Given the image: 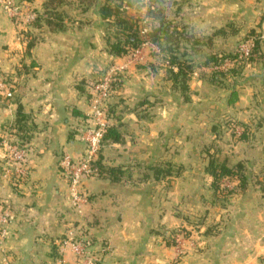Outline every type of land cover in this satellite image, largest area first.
Masks as SVG:
<instances>
[{
	"label": "crops",
	"instance_id": "obj_1",
	"mask_svg": "<svg viewBox=\"0 0 264 264\" xmlns=\"http://www.w3.org/2000/svg\"><path fill=\"white\" fill-rule=\"evenodd\" d=\"M26 1L42 17L26 29L0 7V74L8 76L30 127L25 143L30 152L28 178L15 183L8 148L20 140L12 128L18 105L0 100V207L14 218L0 249V264H264V192L236 190L226 206L214 200L213 178L207 173L213 157L207 155L219 147L225 153L222 163L244 162L239 151L243 142L230 145L217 137V111L206 95L212 87L198 76L197 68L189 82L191 100L194 105L202 102L199 108L210 103L203 112L195 107L181 113L172 100L179 99L160 78L162 70L147 67L152 61L148 48L142 65H126L124 58L110 55L98 7L85 11L81 0H63L51 13L58 16L49 17L47 0ZM216 3L213 17L220 14ZM238 4L241 15H247L244 22L264 14V0ZM141 5L148 10V3L141 0ZM49 19L60 26L51 30ZM260 29L264 38L263 23ZM26 35L35 40L30 54ZM104 60L108 71L125 68L122 85L108 103L111 127L121 141L105 142L100 157L104 165L122 167L126 173L120 182L106 176L87 179L83 189L88 203L79 213L71 207L61 161L65 153L85 152L78 135L92 101L78 87ZM247 76L262 80L257 71ZM238 103L229 112L247 122L249 111L239 110ZM170 164L180 168V174L156 180L151 168ZM184 229L191 231L195 247L179 256L172 237ZM71 236L87 240L91 255L79 257L65 248L63 242Z\"/></svg>",
	"mask_w": 264,
	"mask_h": 264
},
{
	"label": "rangeland",
	"instance_id": "obj_2",
	"mask_svg": "<svg viewBox=\"0 0 264 264\" xmlns=\"http://www.w3.org/2000/svg\"><path fill=\"white\" fill-rule=\"evenodd\" d=\"M99 1L102 2L103 0ZM142 1L148 3V6L150 5V2L155 7L164 10L167 25L171 24L172 29L176 28L180 33L184 34L185 37H182V44L180 45L181 56L184 53H187V55L182 56V58L187 59L188 63L192 64L195 68L198 69H196V73L200 77L202 73L210 75L216 70L215 67H202L203 62L205 61L208 55L218 53L219 55L227 56L236 54L237 52L240 54H247L252 48V43L248 41V35L250 31L254 30L258 33H262L261 31H263L262 29H260V27L262 26V23L264 24V14L263 16H259L257 20H254L252 22H244L245 20L243 17L247 15H241L243 12L241 4H238L237 7L235 5V3L239 0H217V3H219L220 6V14L214 17L211 13L212 7L215 6L216 2H213L212 0ZM227 3H229L230 5H228ZM142 8L143 7H141L140 9H130L138 10L136 15H130L135 17H145L147 14V8L144 7L143 10ZM141 10L143 13L139 12ZM158 25L159 24L157 23L156 26L158 27ZM230 25H234V27L239 31L238 35L230 36L228 38L216 35V31L220 29L230 30L228 28V26ZM146 29L147 28H145L144 31H146ZM151 47V45H145L144 47V49L148 48L147 52L149 53V58ZM262 53L263 57L258 62L246 67L242 75L238 77V80H227V88L215 87L210 83L206 82L210 87H212V91L208 90L206 92L207 94H204H206L207 96L210 95V101H212V108L214 109V111H217L215 114L217 115V119L215 120V126H213L217 137L220 138V140H222L223 142L228 141L230 145H236V142H243L241 147L239 148V151L244 155V162L239 163L244 165L246 176L248 178L247 186L245 189L252 191L253 189L254 191L262 190L264 192V45ZM142 57L143 54L137 58L136 64H144L147 59L145 58L142 61ZM124 60L126 61V65L135 64L134 62L133 64L130 63V58L125 57ZM233 65L234 64L228 60L227 63L221 66L223 67L221 69L226 71L228 69H231ZM99 68L102 70H98ZM106 68L107 66L105 60L104 63H98V67L93 69L90 77H88L87 80L96 81L101 79L109 71H111V69L108 71L106 70ZM252 69L254 70L251 71ZM255 71H257V78H262V80H250L252 76H247V73L251 74L252 72L255 73ZM161 72L163 73V77L160 78L166 79V88H169L168 90L170 91L171 95H175L179 99L178 101H176L177 99H175L174 96L172 98L173 102H177L181 110L179 112L183 113L195 111V107H198L199 104H202V102H199L198 105H194L193 100H191V102L189 103H185L181 94L177 91H173V89L171 88V83L168 80L169 75L167 71L162 70ZM260 74L262 75V77L259 76ZM233 87L238 92V101L235 103V105L241 101L240 103H238L239 110L246 112L249 111V119L247 122L236 120L232 116L233 114L229 112L232 110V108L231 105H228V99L230 97V93ZM245 91L247 92L246 95L244 93ZM192 93L194 94L193 91ZM192 93L190 89V93L188 95H190L191 97ZM246 96L247 98H245ZM241 97L244 98L241 100ZM205 98L208 99L209 97ZM11 99H15V96H13V98ZM210 101L206 102V104L210 103ZM206 104H204V106H202L201 108L198 107V110L201 109V112L205 111ZM250 111L252 112L250 113ZM260 112H263V114H261ZM259 128L262 129V132L259 131ZM247 131V138L243 139L241 136L244 132L247 133ZM225 137H227V139ZM14 143L17 144L16 142ZM223 151L224 150L218 147V149H214L213 154L208 153L207 156H211L216 162L222 163L220 159H222L224 157L223 155H225ZM239 163L236 162L235 165ZM227 164L230 165V167L235 166L233 164ZM168 166H170L169 168L172 169L173 172H176V170L178 169L177 166H173L171 164ZM168 166L166 169H169ZM260 177L263 178V181H260ZM238 186L239 185L236 182H230L228 180L226 182L223 181V187L226 190H229V193H227L224 189V191L222 190L220 192L219 197L215 198L214 200H217L220 206H226L232 194L235 193V191L237 190ZM261 187L262 189H260ZM198 221L197 224L199 223ZM181 231H185L187 233V237L191 236V231H187L185 229ZM178 232L179 231L175 232L173 235L177 234ZM174 244L175 246H177L176 243Z\"/></svg>",
	"mask_w": 264,
	"mask_h": 264
},
{
	"label": "trees",
	"instance_id": "obj_3",
	"mask_svg": "<svg viewBox=\"0 0 264 264\" xmlns=\"http://www.w3.org/2000/svg\"><path fill=\"white\" fill-rule=\"evenodd\" d=\"M63 2V0H47L45 7L49 10L47 11L49 13V17L58 16L57 13H55V15H52L51 13L63 4ZM81 3L84 5L85 11L93 6L98 7V14L105 24L108 38L107 43L111 56L115 58H125L141 49L144 45L149 44L155 46L158 51L151 47L150 57L152 58V61L149 65H147V67L152 72H158L159 70L165 69L169 75L168 80L171 83L173 91L179 92L185 103L191 102V97L188 95L190 93L189 82L195 72V67L188 63L187 59L182 58V56L187 55V53H184L181 56L180 52V45L182 44V37L184 34L180 33L176 28L172 29L171 24L167 25L164 10L155 7L149 2L150 5L148 6L146 16L135 17L129 14V10L141 8V0H103L102 3H100L99 0H81ZM41 20L42 17L38 13V18L33 25L39 24ZM53 20L49 19L46 22L51 30H55L56 26H60L57 23H54ZM157 23L159 24L158 27L156 26ZM145 28H147L146 31H144ZM228 28L230 30L220 29L216 31V35L228 38L239 34V31L234 27V25H230ZM26 36L27 37H25V39H27V43L25 48L27 53L30 54V51L35 46V40L30 39V35ZM248 38V41L252 43V48L247 54H240L237 52L236 54L227 56H222L218 53L208 55L203 62L202 67H215L216 70L210 75L202 73V80L215 87L227 88V80H238V77L242 75L246 67L258 62L263 57V34L252 30L250 31ZM228 60L234 65L231 69L225 71L221 69V66L227 63ZM0 76L6 85V91L0 94V100L1 102H4V104L13 102L18 105L17 118L15 120V124L12 125V128L16 131L15 133L20 139L16 142V145L25 147V143L30 139L28 134L30 132L28 117L24 113L23 107L18 99H11L14 95L11 97L8 96L9 93L13 94V90L10 88L9 81L7 79L8 76L4 73H1ZM121 80L122 77L120 73L114 76L113 90L115 92L120 89L122 85ZM94 84L95 81L84 80L78 87L80 92L84 93L89 100H92V88L94 87ZM237 101L238 92L233 87L228 99V105H233ZM83 118L85 121L87 120V116H84ZM244 133L241 137L246 139L248 131L247 133ZM107 141H113L115 143L120 142L121 134L117 129L111 127L105 135L103 144ZM94 168L97 170V176H106L112 182H120L126 173L122 167H108L104 165L101 157H99V160L94 164ZM151 169L156 180L161 178V176L166 177L169 175L172 176L180 174V168L177 169L176 172H173L170 168L163 169L160 167H153ZM207 173L213 178L212 188L214 190L215 198L219 197L222 190L224 191V180L238 183V191L246 190L245 188L247 186L248 178L246 176L245 167L241 163L233 167H229L226 163H217L213 160L207 168ZM226 192L229 193V190H226Z\"/></svg>",
	"mask_w": 264,
	"mask_h": 264
},
{
	"label": "built area",
	"instance_id": "obj_4",
	"mask_svg": "<svg viewBox=\"0 0 264 264\" xmlns=\"http://www.w3.org/2000/svg\"><path fill=\"white\" fill-rule=\"evenodd\" d=\"M1 9L13 20L21 29L32 26L38 18L37 11L26 0H0ZM145 45L135 51L130 58V63H136L137 58L142 55ZM125 67H114L104 77L95 81L92 88V109L87 115L82 130L79 133V140L85 147L84 154L77 156L72 153H65L61 161V168L65 180L69 184V201L71 207L81 212L82 208L88 203V195L83 189L84 182L97 176L94 164L99 160L103 147V141L108 129L111 128V121L108 103L112 99L115 91L113 81L116 74L122 73ZM223 68V67H222ZM6 91V86L0 76V94ZM12 96L11 93L8 94ZM8 163L12 169L11 178L15 183H21L28 178L29 169L27 166L29 159L28 147L12 145L8 148ZM11 213L0 207V249L8 234V225L13 221ZM177 244V253L185 256L194 246V239L187 237L185 231L173 235L172 240ZM65 248H70L74 255L79 257L91 255L89 242L75 236L68 237L64 242ZM90 264H97L91 260Z\"/></svg>",
	"mask_w": 264,
	"mask_h": 264
}]
</instances>
